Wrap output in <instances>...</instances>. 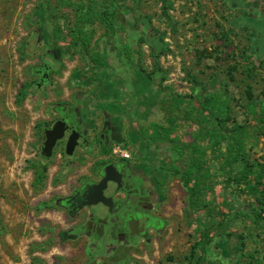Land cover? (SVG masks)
Returning a JSON list of instances; mask_svg holds the SVG:
<instances>
[{
	"label": "rangeland",
	"instance_id": "obj_1",
	"mask_svg": "<svg viewBox=\"0 0 264 264\" xmlns=\"http://www.w3.org/2000/svg\"><path fill=\"white\" fill-rule=\"evenodd\" d=\"M88 2L0 0V264H185L187 257H197L200 229L187 205V189L173 171L185 165L194 143L211 171L205 193L210 210L198 213L212 229L205 264H264V211L255 219L251 208L258 212L261 205L231 178L242 165H253L249 176L264 169L258 116L244 107L249 92L264 104V0H168L170 5L117 0V30L97 22L83 25L90 36L85 53L73 35L77 5ZM257 42L263 48L247 53ZM51 56L57 66L37 89L34 67ZM97 74L98 80L90 79ZM23 84L27 95L17 101ZM77 93L84 119L96 129L101 109L113 119L117 138L108 154L116 147L130 152L160 189L162 217L169 224L147 242L103 249L76 234L73 218L55 203L86 167L95 165L91 145L71 166L57 154L54 159L40 154L41 129L51 123L53 106L69 103ZM209 94L229 106L221 121L225 130L208 119L206 127L217 130L214 137L209 131L198 134L184 107L176 109L177 95L191 96L197 105L201 95ZM154 123L162 137L171 131L173 141L152 142ZM236 125L250 133L241 149L229 135ZM231 151L240 161L231 156L227 161ZM40 172L44 178L38 187L34 178ZM41 201L48 206L37 208Z\"/></svg>",
	"mask_w": 264,
	"mask_h": 264
},
{
	"label": "flooded vegetation",
	"instance_id": "obj_2",
	"mask_svg": "<svg viewBox=\"0 0 264 264\" xmlns=\"http://www.w3.org/2000/svg\"><path fill=\"white\" fill-rule=\"evenodd\" d=\"M40 66L39 70H34L38 76L34 83L43 75L49 82L50 72L57 66L55 58L51 56ZM81 100L77 93L69 103L54 105L51 123L41 129L43 141L45 129L57 123L66 126L51 155H41L44 159H54L57 154L64 158L65 165L71 166L78 161L79 151L90 145L96 156L95 165L86 167V172L76 177L75 185L65 189L66 194L59 196L55 203L73 218L76 234L86 235L103 249L116 250L147 242L161 234L169 224V220L162 217L160 189L155 179L130 158V152L127 158L108 154L117 138L113 119L104 116L105 110L101 109L100 128L96 129L89 119H84ZM70 135H75L77 144L73 153L67 155L65 144Z\"/></svg>",
	"mask_w": 264,
	"mask_h": 264
},
{
	"label": "trees",
	"instance_id": "obj_3",
	"mask_svg": "<svg viewBox=\"0 0 264 264\" xmlns=\"http://www.w3.org/2000/svg\"><path fill=\"white\" fill-rule=\"evenodd\" d=\"M167 4L170 5L168 0H166ZM74 5V4H73ZM100 6V7H99ZM76 7V5H75ZM118 8L117 0H109V3H99L97 0H89L86 6L77 5L76 11V32L73 35L75 39L76 45L81 47V50L85 53H89V35H86L82 31V27L85 24H94L100 23L104 25L107 29H113L114 31L117 30L116 22H115V13ZM264 32V28L262 29ZM160 40H163L161 37ZM158 46V39L156 37L151 40V48L153 51L157 49ZM260 44L257 42L256 45L250 46V48L246 49L247 53L255 54L258 50H261ZM246 50L244 51L246 54V58L249 57L247 55ZM157 53L154 55L156 59L158 57ZM90 57V55H89ZM37 65L34 67H39ZM250 69L246 68V71ZM99 75L97 77L90 78L91 80H98ZM27 84H23L21 89L18 91L16 95L17 101H21L27 95ZM248 92V91H247ZM188 97V98H187ZM185 97L184 95H177V104L176 109L181 110V106L184 107V112L188 115V120H193L197 126V133L202 134L204 131L211 132V135L214 137L217 134V130L212 126V128H207L206 125L209 122L217 121V128L220 130H225L224 125L221 123L224 119H222L229 111V106L225 100L220 98L218 94H209V95H201L197 99V105L193 104V98L191 96ZM188 99V101H186ZM179 102V103H178ZM244 107L246 108L247 114L251 117H257V126L256 129L264 136V104L263 102L259 101L257 97H254L250 92L247 93L245 98ZM193 113V114H192ZM206 113V115H204ZM228 116V115H227ZM227 118V117H226ZM153 132L151 134V141L155 142L157 140L163 141H170L171 139V131L166 130L164 136H160V127L158 124H153ZM162 128V127H161ZM163 129V128H162ZM242 130V131H240ZM240 131V132H239ZM230 139L234 141L235 146L241 149L244 146L245 141L250 138L249 129L245 126L236 125L230 129L229 132ZM202 136V135H201ZM233 150H236L235 148ZM202 149L196 143H194V151H191V155L189 159L186 161L183 167H175L173 166V171L177 174L181 180L183 181L186 189H187V205L190 209L191 213L195 214V219L198 223V228L200 229L199 232V240L196 242L197 248L200 250L198 253L197 250L193 251L197 253V257L195 258H186L185 264H205V256H204V249L205 246L211 241V226L208 222H204L203 219L198 213L200 210L204 212H209L210 209V201L206 199L205 193L210 189V177L211 171L205 166L202 161ZM239 154L236 152L231 151L228 153V156L234 158L235 162L240 161V157H236ZM227 158L232 159V158ZM253 165H242V167L237 169V172L234 173L231 178L232 181H235L239 188L246 192L249 195H252L255 201L261 205V208L258 212L255 209L251 208L253 212V216L255 219H260L262 212L264 211V169H255L253 171L252 176H249V173L252 172ZM44 173L40 172L37 173L34 178V184L38 187L42 186L43 184ZM42 206H48L46 201H41L37 205V208ZM243 247V243H240V248Z\"/></svg>",
	"mask_w": 264,
	"mask_h": 264
},
{
	"label": "water",
	"instance_id": "obj_4",
	"mask_svg": "<svg viewBox=\"0 0 264 264\" xmlns=\"http://www.w3.org/2000/svg\"><path fill=\"white\" fill-rule=\"evenodd\" d=\"M44 62H47V60H43ZM40 67H36L34 70L37 71L40 69ZM48 81H46V79H44V75L41 76V79L34 83L35 88H40L41 86H43L44 84H46ZM66 126L62 123H57L56 125H54L52 128L50 129H45L43 131V141L41 143L40 149H41V155L43 157H48L51 155L53 147L55 145V142L58 139H61L64 135V130H65ZM77 144V139L75 137V135H70L66 141L65 144V153L67 155H71L73 153V150L75 148Z\"/></svg>",
	"mask_w": 264,
	"mask_h": 264
},
{
	"label": "built area",
	"instance_id": "obj_5",
	"mask_svg": "<svg viewBox=\"0 0 264 264\" xmlns=\"http://www.w3.org/2000/svg\"><path fill=\"white\" fill-rule=\"evenodd\" d=\"M114 154H118L121 157L127 158L129 156V152L126 150L121 149L120 147H116L113 149Z\"/></svg>",
	"mask_w": 264,
	"mask_h": 264
},
{
	"label": "crops",
	"instance_id": "obj_6",
	"mask_svg": "<svg viewBox=\"0 0 264 264\" xmlns=\"http://www.w3.org/2000/svg\"><path fill=\"white\" fill-rule=\"evenodd\" d=\"M66 96H68V94L66 93ZM102 107V106H101ZM99 109H98V107L97 108H94V109H92V110H90V111H93V112H95V111H98ZM99 113H101V111H99ZM102 114V113H101ZM107 116V112H106V110H105V112H104V116Z\"/></svg>",
	"mask_w": 264,
	"mask_h": 264
}]
</instances>
